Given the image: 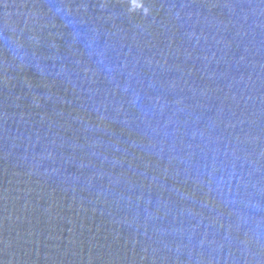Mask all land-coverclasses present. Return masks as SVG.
<instances>
[{"label":"water","instance_id":"water-1","mask_svg":"<svg viewBox=\"0 0 264 264\" xmlns=\"http://www.w3.org/2000/svg\"><path fill=\"white\" fill-rule=\"evenodd\" d=\"M0 264H264V0H0Z\"/></svg>","mask_w":264,"mask_h":264}]
</instances>
